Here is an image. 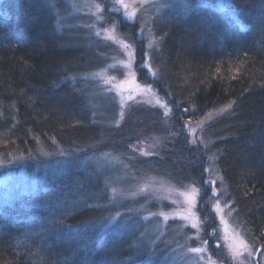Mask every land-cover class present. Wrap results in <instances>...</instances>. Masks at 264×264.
<instances>
[{
    "label": "trees",
    "instance_id": "1",
    "mask_svg": "<svg viewBox=\"0 0 264 264\" xmlns=\"http://www.w3.org/2000/svg\"><path fill=\"white\" fill-rule=\"evenodd\" d=\"M225 7L182 0L154 15L155 78L143 70L139 77L167 98L177 127L231 102L206 127L208 151L235 213L264 244V0ZM63 9L61 0H0V158L26 156L35 174L30 190L0 204V264H157L143 263V220L110 222L103 172L73 152L109 137L111 128L98 121L77 79L100 65L98 50L58 26ZM179 141L170 154L202 186L201 149ZM37 147H59L72 158L51 171L50 162L29 157ZM168 161L146 164L173 174Z\"/></svg>",
    "mask_w": 264,
    "mask_h": 264
},
{
    "label": "rangeland",
    "instance_id": "2",
    "mask_svg": "<svg viewBox=\"0 0 264 264\" xmlns=\"http://www.w3.org/2000/svg\"><path fill=\"white\" fill-rule=\"evenodd\" d=\"M61 1L64 9L58 26L69 28L70 32L77 31L80 37L93 44L100 58L97 68L77 75V79L86 83L94 114L99 122L111 128V133L98 143L73 152L77 151L75 153L81 155L83 162L103 172L108 188L106 207L113 210L110 222L134 216L143 220L141 243L146 245L143 263L157 259V264H264V245L251 237L244 221L235 213L215 154L208 151L212 139L206 127L228 109L219 111L223 106L209 110L177 127L173 106L167 98L152 82L139 77L143 70L146 78H155L150 60V51L156 43L150 26L152 18L165 7L182 0H125L129 11L134 6L137 9L136 17L131 20L125 17L119 5L112 7V0ZM214 1L224 11L229 0ZM206 2L208 0H197L200 4ZM125 44L130 48L125 49ZM209 114L210 119L207 118ZM181 139L184 147L201 149L206 159L202 186L187 164L170 154ZM145 152L149 155H144ZM72 154L59 147L54 152L37 147L29 157L35 162H50L51 167L44 169L56 171L63 167L65 159L72 158ZM152 157L168 159L174 173L150 169L146 163ZM51 158L57 160L54 162ZM25 160L26 156L0 158V204L32 187L35 174L26 169ZM193 188L199 193L192 210L198 228L192 226L193 221L184 219L188 205L182 194L191 193ZM217 200L230 232L238 233L252 245L253 256L247 253L236 258L232 256L223 239L221 213L215 210ZM197 247L204 251H189Z\"/></svg>",
    "mask_w": 264,
    "mask_h": 264
},
{
    "label": "snow or ice",
    "instance_id": "3",
    "mask_svg": "<svg viewBox=\"0 0 264 264\" xmlns=\"http://www.w3.org/2000/svg\"><path fill=\"white\" fill-rule=\"evenodd\" d=\"M118 5L121 8H123L124 15H125V17H127V19L131 20V19L136 17L137 9L135 6L132 7L131 11H129V4L125 3V0H112V7L115 8ZM96 7L99 9L100 6L96 5ZM113 31H114V29H113ZM111 38L114 40L116 39L115 36H112ZM117 42L122 43L121 41H117ZM124 47H125V49H128V48H130V45L125 44ZM128 55H129V57H131L132 53L129 52ZM121 63H123V62H121ZM143 67H144V65L142 64L141 68H143ZM131 98L132 97H129V99H131ZM231 107H232V104L230 102L229 104L225 105L224 108L220 109L219 111L223 112L225 109H228ZM185 111H188V109H185ZM207 118L210 119L211 114H209ZM192 142L195 143L196 141L193 140ZM144 155H149V153L145 152ZM113 191H115V190H113ZM198 194H199L198 190H196L195 188L192 189L191 193L182 194L185 196V202L188 205V207L186 209L187 214L184 215V219L193 221L192 226L194 228H198V226H199L198 222H196L195 213L192 211L196 206L195 200H196V196ZM209 199H212V197H209ZM215 210L217 213H221L220 220H221V225H222L223 230H224L223 239L227 243V247H228L229 251L231 252L232 256L234 258H236V257L241 256L243 253H247V255L249 257L253 256L254 253H253L252 245L249 244L242 237H240L238 233L233 234L232 232H230L228 221L224 218V215L222 214L223 209L220 207L219 200H217V203L215 205ZM161 214L163 215V213H161ZM165 219H167V216H165ZM189 251L195 252V253H200V252L204 251V249L201 247H197V248H191V249H189ZM241 264H243V262H241Z\"/></svg>",
    "mask_w": 264,
    "mask_h": 264
},
{
    "label": "bare ground",
    "instance_id": "4",
    "mask_svg": "<svg viewBox=\"0 0 264 264\" xmlns=\"http://www.w3.org/2000/svg\"><path fill=\"white\" fill-rule=\"evenodd\" d=\"M264 245V244H263Z\"/></svg>",
    "mask_w": 264,
    "mask_h": 264
}]
</instances>
